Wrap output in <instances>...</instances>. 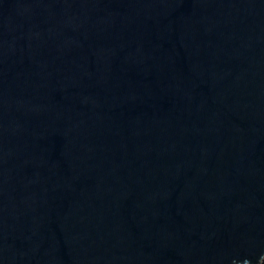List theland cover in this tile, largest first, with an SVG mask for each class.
<instances>
[{"label":"water","instance_id":"obj_1","mask_svg":"<svg viewBox=\"0 0 264 264\" xmlns=\"http://www.w3.org/2000/svg\"><path fill=\"white\" fill-rule=\"evenodd\" d=\"M264 0H0V264H263Z\"/></svg>","mask_w":264,"mask_h":264},{"label":"trees","instance_id":"obj_2","mask_svg":"<svg viewBox=\"0 0 264 264\" xmlns=\"http://www.w3.org/2000/svg\"><path fill=\"white\" fill-rule=\"evenodd\" d=\"M264 264V263H263Z\"/></svg>","mask_w":264,"mask_h":264}]
</instances>
